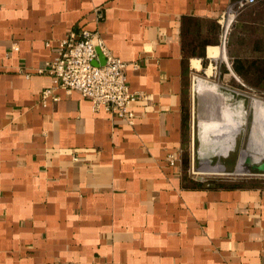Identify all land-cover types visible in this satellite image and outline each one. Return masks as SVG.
<instances>
[{
	"label": "crops",
	"instance_id": "1",
	"mask_svg": "<svg viewBox=\"0 0 264 264\" xmlns=\"http://www.w3.org/2000/svg\"><path fill=\"white\" fill-rule=\"evenodd\" d=\"M233 1L0 0V264H264V186L187 178L181 165L191 73ZM255 5L228 48L232 74L263 86L264 14L250 22L264 0L237 16ZM81 30L144 94L132 125L77 91L42 104L52 83L37 69Z\"/></svg>",
	"mask_w": 264,
	"mask_h": 264
},
{
	"label": "rangeland",
	"instance_id": "2",
	"mask_svg": "<svg viewBox=\"0 0 264 264\" xmlns=\"http://www.w3.org/2000/svg\"><path fill=\"white\" fill-rule=\"evenodd\" d=\"M256 8L257 6L255 5L237 16L231 25L230 31L241 20L242 15L246 13L249 15ZM261 13L264 14V8H261L260 12L253 16V19L250 17L253 20L250 23L257 24L260 21L259 15ZM248 29L252 32V29L255 28L250 24ZM230 31L226 39L221 38L222 30L219 25V42L218 47L213 51V58L212 55L210 58L207 52V59L205 56L202 59V68H194L192 70L184 100L185 122L181 154L182 172L185 177L200 181L222 180L264 186V171L257 169L259 165L264 164V158L260 160V156L256 153L251 154L248 158L247 154L249 152L248 149L258 150L261 147L258 141H249V132L252 131L257 134L264 127V119L259 117L260 115L258 114L264 108V85L259 86L254 84V80L252 79L247 81L242 77H235L229 71L228 68L233 70L234 67V61L229 54L228 48ZM247 37H249V42L253 41L252 37L258 40L256 36L251 37L248 35ZM224 43L226 45L227 61H218L224 55L220 51V47ZM216 59L217 61H215ZM251 72L257 75L256 70H251ZM263 73L264 69L261 70V74ZM198 81L201 82L198 83ZM211 94L214 95L211 96ZM211 98L214 101H220L221 106L224 108L230 106L235 111L231 116L220 118L219 111L213 109ZM205 112H212L214 114L221 131L225 130L229 125L237 126L240 122V125H242L239 135L224 143L226 153L222 157H230L209 158V164L215 166L217 169L214 168L216 174L219 173L220 175L211 173L205 175L198 174L201 168L200 144L202 150L203 141L211 140L210 135L203 129ZM260 155H264V148L263 150L261 149Z\"/></svg>",
	"mask_w": 264,
	"mask_h": 264
},
{
	"label": "built area",
	"instance_id": "3",
	"mask_svg": "<svg viewBox=\"0 0 264 264\" xmlns=\"http://www.w3.org/2000/svg\"><path fill=\"white\" fill-rule=\"evenodd\" d=\"M255 1L234 0L218 19L222 34L225 22L229 18L232 20L227 30L229 33L237 15ZM11 50L17 51V45L13 44ZM99 54L104 59L103 64H95ZM127 66L107 49L98 32L81 30L78 34L71 33L59 41L53 59L37 69L38 74L50 77L52 83V87L42 91L41 102L44 105L48 98L55 99L53 93L56 89L64 90L65 93L77 91L91 102L93 111L104 109L132 125L134 115L130 106L137 100L145 99V96L130 91L126 78ZM72 158L75 160L74 156ZM176 160L171 155L168 163L173 166Z\"/></svg>",
	"mask_w": 264,
	"mask_h": 264
},
{
	"label": "bare ground",
	"instance_id": "4",
	"mask_svg": "<svg viewBox=\"0 0 264 264\" xmlns=\"http://www.w3.org/2000/svg\"><path fill=\"white\" fill-rule=\"evenodd\" d=\"M231 21H232L231 18H229L224 24V32L222 34V38H224V39H226V36L228 33L227 30H228V27H229ZM225 46L226 45L224 43L220 47V49H222V47H225ZM200 82L201 81H198V83H200ZM213 95L214 94H211V96H213ZM211 102H212L213 109L219 111V117L220 118H223L225 116H231V114L235 111L234 108L233 107L231 108L230 106L224 108L223 106H221V103L218 100L214 101L211 98ZM258 114L260 115L259 117L264 119V108H262L261 112H258ZM235 116H236V114H235ZM240 123H238L237 126L229 125L226 127L225 130L221 131L220 128L218 127L217 119L214 116V114L212 112H210V113L205 112L203 129H204V131H206L210 135L211 140H209V141L204 140L203 141L202 150H201V144H200L199 155L201 158V168L199 169L200 172H198V174H202V175L210 174L209 172H211L214 168L216 169L215 166H211L209 164V158H211V157L229 158L230 157V156L222 157L226 153V149L224 150V145H225L224 143L227 141H230L231 139L236 138L239 135L240 130H241V126H242V125H240ZM253 140L258 141L260 143L261 147H259L258 150H249L248 149V151H249L247 153L248 158L250 157L251 154L256 153V154H258V156H260L259 159L261 160L264 158V155H260L261 149L263 150V148H264V127L257 134L253 133L252 131L249 132V141H253ZM261 167H262V169H264V165H262ZM214 172H215V170H214ZM222 173H224V172H222Z\"/></svg>",
	"mask_w": 264,
	"mask_h": 264
},
{
	"label": "water",
	"instance_id": "5",
	"mask_svg": "<svg viewBox=\"0 0 264 264\" xmlns=\"http://www.w3.org/2000/svg\"><path fill=\"white\" fill-rule=\"evenodd\" d=\"M262 165H264V164L259 165V166L257 167V169L260 170V171H264V169H262V167H261Z\"/></svg>",
	"mask_w": 264,
	"mask_h": 264
}]
</instances>
